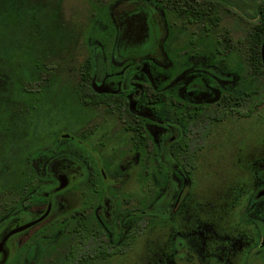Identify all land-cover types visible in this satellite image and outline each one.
I'll return each instance as SVG.
<instances>
[{
  "label": "flooded vegetation",
  "instance_id": "flooded-vegetation-1",
  "mask_svg": "<svg viewBox=\"0 0 264 264\" xmlns=\"http://www.w3.org/2000/svg\"><path fill=\"white\" fill-rule=\"evenodd\" d=\"M179 2L221 9V0H112L110 19L95 31L105 47L89 35L83 67L75 69L80 80L61 106L55 94H28L27 87L7 97L11 103L17 97L22 113L42 111L36 146L43 148L35 152H44L33 156L26 148L0 189V264H116L135 254L138 240L182 215L198 158L222 120L225 94H234L228 90L239 79L240 60L219 42L207 51L174 48L175 33L186 28L177 20ZM227 57L234 65L224 64ZM62 121L68 129L54 128ZM261 191L255 200L264 198ZM257 221L238 218L234 240L210 242V230L193 228L181 242L171 236L173 256L147 259L264 264ZM236 240L250 261L234 262L228 247Z\"/></svg>",
  "mask_w": 264,
  "mask_h": 264
},
{
  "label": "rangeland",
  "instance_id": "rangeland-1",
  "mask_svg": "<svg viewBox=\"0 0 264 264\" xmlns=\"http://www.w3.org/2000/svg\"><path fill=\"white\" fill-rule=\"evenodd\" d=\"M42 1L32 0V4L26 7L25 11L28 12L27 9L30 8L39 15L40 8L37 6ZM223 5L235 13L225 11L216 30L203 33L195 24L186 25V28L178 29L175 33L173 47L178 48L180 52L182 47L188 51L198 49L207 51L212 44L222 39L226 31H229L231 42L243 44L250 26L257 22V9L264 5V0H233L231 3L223 2ZM10 7L11 5L3 9L0 5V189H3L8 175L13 174L27 149L28 154H32L43 148L36 146V139L44 114L41 110H33L27 114L18 110L20 103L17 102L15 95L19 93L14 90L13 76L20 71L19 65L34 64L35 60L28 59V50H32V53L38 56L44 49L47 50L54 45L45 37L40 20L42 14L39 15L40 18L14 17L15 12L10 10L12 9ZM62 7L66 19L74 23L76 32L81 33L78 42L72 41L69 47L71 64L80 63L87 56V36L89 37L93 29L88 20L89 0H62ZM92 31V35L97 36L100 47H105L103 35L95 32L96 29ZM190 41L194 44H190ZM227 59L224 64L234 65L232 58ZM62 86L66 88L67 82L59 78L51 89L50 94H55L56 106H61L60 102L62 101V104L64 102L61 100L64 97ZM42 92L43 90H40L38 94ZM13 94L15 95L11 103L7 97H12ZM9 107H12V110H9ZM60 125L62 128H69L68 121H62L54 125V128L60 129ZM208 142L204 151L209 149L204 159L202 160L204 151L198 158L196 165L198 172L193 176L192 188L179 208L182 215L177 218L171 217L168 229L157 228L156 232H151L147 228L145 234L151 233L145 239L136 242L135 254L124 261L115 259L116 264L120 261L119 264H145L147 258H151L155 263L161 256L168 255L169 258L177 249V246L169 241L171 236L173 238L178 236L181 242L182 237L179 236L186 237L188 233L193 232V228L204 232L210 230L212 232L210 242L218 240V236L234 240L237 231L233 228V223L238 218L242 221L260 220L256 222L253 232L260 236L264 235V198L254 199L257 190L264 187V103L251 111L247 117L236 113L222 119L209 135ZM43 152L44 149L40 150V153L35 152L33 156L42 155ZM250 193L253 194V200L248 201V204ZM182 218L187 220L181 221ZM240 244L241 241L236 240L234 246L230 244L228 247L232 254L235 253L234 262L237 263L244 258L250 261V255L246 250H238ZM179 257L180 254L177 255L178 259ZM146 264H150L149 260Z\"/></svg>",
  "mask_w": 264,
  "mask_h": 264
},
{
  "label": "trees",
  "instance_id": "trees-1",
  "mask_svg": "<svg viewBox=\"0 0 264 264\" xmlns=\"http://www.w3.org/2000/svg\"><path fill=\"white\" fill-rule=\"evenodd\" d=\"M112 0H89L88 20L92 30L96 29L101 23L110 19L109 4ZM228 1V0H224ZM32 0H0L3 9L11 5L10 10L15 12L14 17L24 16L26 18H36L42 14L41 23L44 28L45 37L50 43L54 44L47 50H43L41 55L35 56L32 50H28V59L35 60L30 63L19 65L20 71L13 76L14 90L18 93L24 92L27 87L28 94H38L40 90L44 94H50L55 83L62 78L67 82V87H61L63 94L74 90V83L78 82L79 74L75 69L80 63L71 64V53L69 47L71 42H78L81 33L76 32L74 23H70L64 15L62 0H43L37 7L40 13L31 11ZM176 9L177 20L182 24H195L203 33L216 30L221 23L223 14V0H221V9L214 8L213 5L202 7L197 2L190 5L178 3ZM24 7V8H20ZM20 8V9H19ZM30 15V16H29ZM90 31L92 35L93 31ZM229 31L224 32L219 43L222 51L232 52L235 50V56L240 63L238 64L239 79L233 90L234 94H225L224 104L221 107L220 118H226L229 114L240 113L250 114L251 111L264 103V63L262 58V46L264 43V5L257 9V22L250 26L246 39L240 44L231 42ZM78 34V37L76 38ZM88 38V36H87ZM244 45V46H243ZM243 46V47H242ZM250 63L246 64V61ZM83 67V65H80ZM60 76V77H59ZM76 90L79 91L78 87ZM15 91V92H16ZM249 109V111H246Z\"/></svg>",
  "mask_w": 264,
  "mask_h": 264
},
{
  "label": "water",
  "instance_id": "water-1",
  "mask_svg": "<svg viewBox=\"0 0 264 264\" xmlns=\"http://www.w3.org/2000/svg\"><path fill=\"white\" fill-rule=\"evenodd\" d=\"M262 58H263V63H264V43H263V46H262ZM263 195H264V191H261V192L258 194V197H261V196H263ZM4 241H5V239H4ZM4 241H2V242L0 243V248H1V245L3 244Z\"/></svg>",
  "mask_w": 264,
  "mask_h": 264
}]
</instances>
